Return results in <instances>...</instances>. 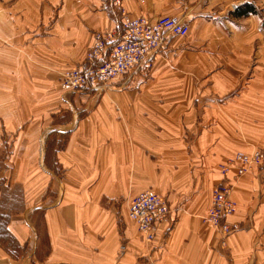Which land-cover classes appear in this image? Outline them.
I'll return each mask as SVG.
<instances>
[{
    "label": "crops",
    "instance_id": "1",
    "mask_svg": "<svg viewBox=\"0 0 264 264\" xmlns=\"http://www.w3.org/2000/svg\"><path fill=\"white\" fill-rule=\"evenodd\" d=\"M141 1L123 0V4L129 12L144 14L149 19L179 12L176 0ZM227 22L233 26V22ZM113 26L109 9L100 0H0V40L7 36L9 44L20 46L17 39L22 38L21 28L40 27L31 39L23 38L22 43L27 44L24 47L30 53L38 55L36 58L48 60L51 68L52 62L64 66L71 60L79 61L92 41V32ZM171 43L164 40L163 49L170 48ZM254 43L257 67L264 66V54L258 52L261 43L236 38L231 45L250 49L245 48L241 58L237 57V49L228 48L222 53L230 76L248 73ZM260 70H252L250 79L232 100H213L216 95L209 93H226L228 88L204 85L213 76L207 72L204 81L192 87L109 86L72 92L65 98L49 88L45 101H40L35 91V104L22 123L28 126L13 138L12 148L13 156L25 151L23 155L35 161L16 168L32 174L28 179L20 176L12 185L19 188L22 208L0 212V264H141L137 255L145 252V246L127 215L128 202L138 192L151 189L172 190L168 195L176 202L177 179L184 169L176 165L168 168L172 176L166 178L163 169L160 177H150V156L223 158L233 149L230 140H235L234 147L240 148L243 141L250 142L245 138L262 140L264 71ZM196 92L207 94L195 97L188 108L207 110L200 119L205 124L213 119L215 122L213 129L188 135V144L184 145L176 131L180 118L175 115L186 104L185 94ZM150 93H160L161 99L150 102ZM168 93L172 97L161 96ZM216 107L241 108L252 120L251 130L242 133L226 128L224 133L222 118L218 111L213 112ZM170 112V120L163 118ZM253 114L255 118L251 117ZM198 142L207 143L200 148ZM45 160L51 164L47 165ZM199 169V180L207 181L209 171L205 164H200ZM191 171L184 177L182 187L189 185L184 202L186 212L177 214L171 208L168 218L156 225L152 244L158 249L144 264H264V188L256 173L244 175L231 194L237 208L230 219L251 216L252 228L234 232L224 251H214L208 245L207 228L200 225L195 215L206 209L208 194L202 199L200 192L194 193L199 172L196 168ZM39 174H43V179ZM195 207L198 209L193 216L188 210Z\"/></svg>",
    "mask_w": 264,
    "mask_h": 264
},
{
    "label": "rangeland",
    "instance_id": "2",
    "mask_svg": "<svg viewBox=\"0 0 264 264\" xmlns=\"http://www.w3.org/2000/svg\"><path fill=\"white\" fill-rule=\"evenodd\" d=\"M176 1L178 3L179 12L171 15L177 16L181 22L187 25L186 34L183 36L170 33L165 34L167 38L164 37V40H166L167 43L172 42L170 48L163 49L161 46L146 64L133 72L130 79L124 83V85L120 86L128 85L136 87L137 85L148 84L167 86L180 85L181 88L183 86L192 87L202 83L204 81L203 75L207 72L213 76L203 82L204 85L214 88L218 87L220 89L228 88L226 93L216 91L209 93L212 94V96L216 95L214 96L215 98L213 97V100L227 98L232 100L234 96L239 93L238 91L246 85L250 79L249 77L252 70H260V67L264 66L260 65L257 67L258 63H256V59L258 55L254 43L251 56L252 63L248 73L245 72V75H243V71L240 75L236 73L230 76V72L225 66L226 56H222V53H226L228 48H233V50L237 49L239 52H237V57L241 58L244 55V49L250 48H244L236 44L231 45V40L245 38L246 40L254 39L260 42V51L258 50V52L264 54V0ZM100 2L103 7L109 9V13L114 21V26L108 29L94 30L92 32V41L88 48L93 43L95 33L105 32L116 27L120 20L122 8L130 16H144L148 18L144 14H133L129 12L124 6L123 0H100ZM140 2L142 1L140 0ZM154 19L155 18H151L149 20L153 21ZM227 20L233 22V26L228 25ZM39 28L40 27L36 29L21 28L19 34L22 38L17 39V44H21L20 46L14 47L9 44L7 36H4L5 38L0 40V212L3 213L22 208V205L20 206L21 202L18 199L20 198L19 188L12 185L14 180L18 179L20 176L28 179L32 175L25 171L19 172L17 169H21L19 167L28 165L31 162L33 163L35 158L23 155L25 151H20L21 155L13 156L12 148L14 139L18 137L19 133L25 131L28 126V124L22 123L26 121L32 106L35 104V97L37 96L35 91L39 93L40 101H45L48 95L46 90H49V88L57 90L60 98H65L70 93L77 92V90H64L61 87V75L62 72L67 69L82 65L85 53L88 50V48H86L79 61L76 59L71 60L64 66L54 65L52 62L51 68L48 60L45 61L36 58L38 55L35 52L30 53L29 50L25 49L27 46L24 47L27 44L22 43L23 38L34 36ZM40 31L44 32V29L41 28ZM1 35L3 37V34ZM249 54L251 55V53ZM260 71L262 72L264 70L262 69ZM262 83L264 85L263 77ZM116 86L117 85L114 87ZM43 92L44 96L41 97ZM206 94L207 93L202 92L185 94L187 97L185 101L186 104L183 105L181 112L175 115V117L180 118V123L179 126L176 127V131L181 135V144H188V135L195 136L204 130L213 129L215 119H213L210 124H205L204 119H200L206 116L207 110L188 108V103L195 97L202 98L205 97ZM172 95V93L161 94V96L169 97H172ZM179 95L184 97L182 93ZM157 99H161L160 93H150V102H156ZM208 99L210 100V97ZM216 108L217 110L214 109L213 112L216 113L218 111V115L222 118V130L224 133L226 128H232L242 133L251 130L252 120L249 118V115L244 114V110L241 108ZM249 111L252 113L256 112V110ZM255 116L254 114L251 115L252 118H255ZM171 117L172 115L170 112L166 113V117L163 118L170 120ZM260 125L264 127V123H260ZM158 126L155 127L158 128ZM217 130L220 131V133L222 132L221 129ZM260 133L258 135H260ZM245 139L250 142L243 141V146L241 148L234 147L236 141L230 140L229 146L233 149L227 151L223 158L215 155L213 158L210 155L208 158L198 156L197 158L191 159L187 156L182 157L177 155H151L149 158L148 169L150 171V177H160L162 175L161 171L166 169L164 170V175L167 178V176H172V173L169 171L171 169L168 168H172L176 165L184 167L182 172H180L182 177L179 180L177 179V191L175 192L177 195L175 197L176 202L172 198H169L168 194H171L170 192H172V190H149V192H155V194L165 198L170 210L172 208L177 214L186 212L184 202L188 197L186 190L189 185L182 188L184 185V177L190 173V169L192 170L191 172H193L195 168L197 169V172H199L197 174L198 180L193 187V191L195 194L200 192L202 199H205L208 194V205L202 213L196 212L198 209L197 207L188 211H190L193 216L196 212L195 215L200 225L207 228L208 245L214 251H224L227 248L228 238L234 232L240 229L246 230L252 228L251 216H246L244 220L230 219L237 208V203L232 198L231 194L238 182L244 175L248 174V172H254L260 179L258 180L259 184L264 188V185H262L264 184V167L261 165L251 166V164H247L238 158L239 154H252L256 151H264V138L260 141L248 138ZM204 143L207 142H198L199 147L201 148V145L203 146ZM202 163L205 164L206 171H209V178L207 181L205 180V182L203 178L199 180L200 176H202L199 169ZM46 164L50 165L51 163L46 161ZM2 175L5 177L1 178ZM39 176V178H42L43 174H39ZM179 177L180 175L178 173L177 178ZM7 180L12 181V183H8ZM219 188H221L223 193L221 199L227 204L226 208L221 207L217 203L218 196L215 193ZM260 194L261 192L259 191L258 195ZM216 214L222 216L221 224L218 226L211 224ZM205 215L206 217H204ZM223 225L228 227L227 231L222 230ZM152 242L147 243L143 240L145 252L141 253V255H137L138 261L141 264L147 262L149 258L151 260L154 256L152 254H154V252L156 253L158 248H154ZM157 245H160V243Z\"/></svg>",
    "mask_w": 264,
    "mask_h": 264
},
{
    "label": "built area",
    "instance_id": "3",
    "mask_svg": "<svg viewBox=\"0 0 264 264\" xmlns=\"http://www.w3.org/2000/svg\"><path fill=\"white\" fill-rule=\"evenodd\" d=\"M186 32L187 25L175 15L162 14L152 21L144 16H130L122 8L114 29L94 34L82 65L62 72L61 87L68 91H96L124 85L161 48L165 34L183 36ZM238 158L251 166L264 167V151L239 154ZM215 194L217 203L226 208L221 188ZM170 211L165 198L149 191L133 196L127 207L128 217L147 243L154 240L156 225L165 221ZM221 220L222 216L216 214L211 224L218 226ZM222 230L227 231L228 227L223 225Z\"/></svg>",
    "mask_w": 264,
    "mask_h": 264
},
{
    "label": "bare ground",
    "instance_id": "4",
    "mask_svg": "<svg viewBox=\"0 0 264 264\" xmlns=\"http://www.w3.org/2000/svg\"><path fill=\"white\" fill-rule=\"evenodd\" d=\"M136 226V225H135Z\"/></svg>",
    "mask_w": 264,
    "mask_h": 264
}]
</instances>
